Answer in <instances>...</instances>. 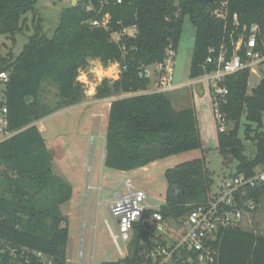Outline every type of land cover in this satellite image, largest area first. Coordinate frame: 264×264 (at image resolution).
Here are the masks:
<instances>
[{
	"label": "trees",
	"instance_id": "16d2710c",
	"mask_svg": "<svg viewBox=\"0 0 264 264\" xmlns=\"http://www.w3.org/2000/svg\"><path fill=\"white\" fill-rule=\"evenodd\" d=\"M226 0H78L62 9L51 36L35 31L16 56L0 51V72L7 74L5 100L7 130L0 140V264H66L67 217L61 205L73 195L72 186L52 169V151L35 122L83 101L77 80L88 58L103 65L118 63L117 79L104 78L95 90L96 99L111 100L104 134L106 167L131 171L162 158L202 148L199 117L194 106L175 108L169 92H146L151 79L140 75L161 62L169 47L175 50L183 17L188 14L195 28L190 77L209 70L203 67L208 48L217 47L232 28L236 13L240 24L256 23L264 40V0H227V22L211 11ZM36 0H0V35L13 38L27 29V14ZM108 15L107 27L93 20ZM134 26L135 36L112 38L123 28ZM247 69L228 75L227 103L222 110L231 128L217 132L220 155L235 162L228 173L251 174L264 163V76L247 92ZM53 90V93H51ZM51 95V96H49ZM30 96L27 103L24 98ZM241 117L244 136L255 143L248 157L237 136ZM254 126V127H253ZM254 132L253 137L250 133ZM164 203L148 209L134 223L127 254L100 264H141L145 245L151 246L154 211L169 222H179L195 206L207 201L212 176L204 155L176 164L164 172ZM256 200L264 185L252 191ZM216 264H264V235L235 227L218 234ZM37 253H41L38 256ZM175 264H196L178 258Z\"/></svg>",
	"mask_w": 264,
	"mask_h": 264
},
{
	"label": "rangeland",
	"instance_id": "374dc122",
	"mask_svg": "<svg viewBox=\"0 0 264 264\" xmlns=\"http://www.w3.org/2000/svg\"><path fill=\"white\" fill-rule=\"evenodd\" d=\"M75 1L74 4L77 3ZM72 0H36L34 12L27 14V29L23 34H17L13 38L0 35V51L16 56L22 49L27 37L36 30L34 25H39L47 36L53 34L60 13L63 8L69 6ZM133 30L128 29L127 33ZM113 39H118V33L112 34ZM195 41V28L189 15L183 17L182 29L173 58V84L181 85L177 90L169 92L172 99L181 96L178 108L196 105L192 101L191 93L199 92V86L190 87L195 80L190 77V61ZM169 50L166 52L168 54ZM115 65H103L97 58H88L87 66L79 72L77 80L82 83L84 98L74 109L67 107L56 111L36 122L43 134L46 144L54 154L52 159L53 172L61 176L72 186V198L61 205L62 213L67 217L68 237L66 244V264H100L105 261H113L121 256L113 244L106 222L112 227V219L109 214L108 204L114 198V193L124 191L121 183L129 179L132 185L141 189L146 194V204L150 209H158L164 203L166 181L164 172L176 164L199 158L204 155L206 165L211 172L213 186L225 179L235 162L230 155H220L217 143V132L214 137L202 133V148L175 155H171L146 168L131 171H117L103 164L104 158V134L107 125L108 104L111 98L96 99V86L104 79H117ZM258 75L248 77L247 92L264 76V63L260 66ZM153 89L156 79L150 75ZM53 93V90H51ZM51 96V95H49ZM5 100V85L0 81V114ZM244 118L241 117L237 136L244 146V153L251 157L254 155L255 143L244 136ZM231 124L228 127L231 128ZM254 127V126H253ZM264 135V113L262 115V127L257 129ZM214 133V129L212 131ZM254 132L250 133L253 137ZM217 146V145H216ZM98 186L100 189H98ZM251 218V223L245 221L244 227L264 235V195L258 200L257 213ZM176 229L178 226L173 224ZM178 232V228L176 229ZM2 245L0 244V249ZM175 264V263H170Z\"/></svg>",
	"mask_w": 264,
	"mask_h": 264
},
{
	"label": "built area",
	"instance_id": "2783aa9c",
	"mask_svg": "<svg viewBox=\"0 0 264 264\" xmlns=\"http://www.w3.org/2000/svg\"><path fill=\"white\" fill-rule=\"evenodd\" d=\"M119 2V0H118ZM212 15L227 22V0L211 11ZM108 15L101 20H93L95 26L107 27ZM133 30L127 33V30ZM134 26L123 28L119 37L135 36ZM223 37L220 44L208 48L204 68L209 70L187 83L191 87H200L199 94L195 92V110L208 112L216 132H226L229 122L222 108L227 103L228 89L225 79L228 75L247 69L250 75H257L264 63V40L260 38V28L256 23L249 26L240 24L238 15H232V28ZM113 38V37H112ZM115 40V39H114ZM117 40V39H116ZM161 62L145 68L140 75L151 77L155 75L154 87L146 92H168L179 89L181 85L173 84L174 50L169 47ZM166 51V52H167ZM115 65L118 78L121 67ZM0 81H7V74L0 72ZM5 107L0 114V139L7 138L11 133L7 130L8 120ZM124 191L116 193L108 210L113 227L106 222V228L115 248L121 257L127 254V244L132 237L134 223L143 220L144 213L150 209L146 204V194L135 188L129 179L124 180ZM264 185V163L253 168L251 174L238 173L229 175L212 186L210 196L204 203L195 205L179 222H173L178 232L162 215L154 211L147 219L153 228L154 238L151 246L145 245L144 258L141 264H170L178 258L196 264H216L217 249L214 246L218 234L230 228H243L245 221L251 223V216L257 213L258 200L252 194L253 190ZM41 256V253H37ZM51 264V261H46Z\"/></svg>",
	"mask_w": 264,
	"mask_h": 264
},
{
	"label": "crops",
	"instance_id": "0c3cea01",
	"mask_svg": "<svg viewBox=\"0 0 264 264\" xmlns=\"http://www.w3.org/2000/svg\"><path fill=\"white\" fill-rule=\"evenodd\" d=\"M4 37L6 38V36L4 35ZM260 71V70H259ZM258 71V72H259ZM258 75V74H257ZM250 76H253V75H250ZM249 76V77H250ZM177 90V89H176ZM200 92V91H199ZM199 92H198V94H199ZM197 93V92H196ZM182 96V95H181ZM181 96H179V97H176L175 99H173V105H174V107L175 108H178L177 107V105L176 104H179L181 101V99H182V97ZM191 97H192V101L194 100L195 102H196V99H195V91H194V93H191ZM110 103V102H109ZM109 105L110 104H108V110H109ZM77 105H75V106H71V108L72 109H74L75 107H76ZM108 112V111H107ZM199 113H198V117H199V128H200V131L202 132H204V135H207V136H213V134H214V137H215V135H216V130H215V127H214V124H213V121L211 120V117H210V115H209V113L208 112H205L204 113V111H198ZM35 124H36V122H35ZM37 127H38V129L41 131L42 129H40L39 128V126L37 125ZM213 129H214V133L212 132L213 131ZM200 132V133H201ZM42 133V132H41ZM201 135H202V133H201ZM216 138V137H215ZM0 140H2V139H0ZM46 141V140H45ZM216 141H217V139H216ZM217 145V143L215 142V148L217 147L216 146ZM51 150V149H50ZM52 151V150H51ZM52 154H54V152L52 151ZM52 159H53V155H52ZM157 161V160H156ZM156 161H154V162H156ZM154 162H152V163H154ZM143 168H146V167H143ZM98 189H100V187L98 186ZM119 191H117V192H115L114 193V198H115V195H116V193H118ZM114 198L109 202V204L110 203H112V201L114 200ZM109 204H108V206H109Z\"/></svg>",
	"mask_w": 264,
	"mask_h": 264
},
{
	"label": "water",
	"instance_id": "95a60500",
	"mask_svg": "<svg viewBox=\"0 0 264 264\" xmlns=\"http://www.w3.org/2000/svg\"><path fill=\"white\" fill-rule=\"evenodd\" d=\"M75 1H76V0H72L71 5H75V4H74ZM199 1H200V2H205V1H210V0H199ZM24 100H25L27 103H29V102L32 101V98H31L30 96H26V97L24 98Z\"/></svg>",
	"mask_w": 264,
	"mask_h": 264
}]
</instances>
